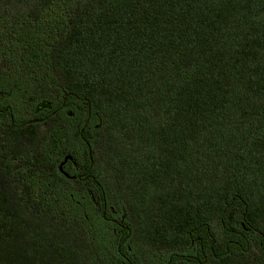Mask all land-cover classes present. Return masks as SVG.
Wrapping results in <instances>:
<instances>
[{"label": "trees", "instance_id": "1", "mask_svg": "<svg viewBox=\"0 0 264 264\" xmlns=\"http://www.w3.org/2000/svg\"><path fill=\"white\" fill-rule=\"evenodd\" d=\"M0 264H264V0H0Z\"/></svg>", "mask_w": 264, "mask_h": 264}, {"label": "water", "instance_id": "2", "mask_svg": "<svg viewBox=\"0 0 264 264\" xmlns=\"http://www.w3.org/2000/svg\"><path fill=\"white\" fill-rule=\"evenodd\" d=\"M33 121H36V120H33ZM68 159H71V156H67V157H66L65 161L61 164V167H60L61 170H63L62 166H63V164H64Z\"/></svg>", "mask_w": 264, "mask_h": 264}]
</instances>
